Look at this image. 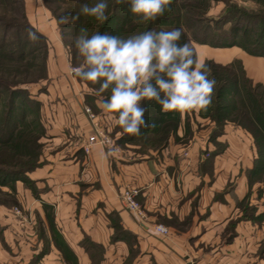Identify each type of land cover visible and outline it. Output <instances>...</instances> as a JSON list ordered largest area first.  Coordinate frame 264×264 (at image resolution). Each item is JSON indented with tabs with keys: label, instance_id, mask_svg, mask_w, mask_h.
I'll use <instances>...</instances> for the list:
<instances>
[{
	"label": "crops",
	"instance_id": "1",
	"mask_svg": "<svg viewBox=\"0 0 264 264\" xmlns=\"http://www.w3.org/2000/svg\"><path fill=\"white\" fill-rule=\"evenodd\" d=\"M23 2L29 25L50 47L49 83L33 94L44 152L26 182L1 188L14 194L22 217L0 206V264H264V168L250 135L232 125L214 135V123L191 111L180 113L160 150L142 155L114 143V156L99 146L85 154L86 91L70 73L54 25L44 21L42 1ZM194 49L203 62H240L246 78L264 85V58L236 47ZM94 114L112 134L115 126ZM128 186L138 189L143 223L120 204Z\"/></svg>",
	"mask_w": 264,
	"mask_h": 264
},
{
	"label": "trees",
	"instance_id": "2",
	"mask_svg": "<svg viewBox=\"0 0 264 264\" xmlns=\"http://www.w3.org/2000/svg\"><path fill=\"white\" fill-rule=\"evenodd\" d=\"M97 2L42 0L58 27L61 16L76 15L82 4L94 6ZM106 2L107 21L101 22L93 16L81 14L75 23L64 25L63 29L59 27L63 46L69 49L71 46L72 49L69 50L72 67L77 66L79 61L73 42L69 45L64 39V29L73 38L79 35L81 28L87 30L89 38L96 32L128 38L150 29L170 31L182 28L180 43L191 42L192 46L212 49L236 47L250 56L264 58V0H254L255 8L230 0H173L170 12L166 11L155 21L146 22L133 15L127 3ZM213 2L224 4L216 18L209 16ZM29 30L34 31L27 21L23 0H0V194L4 197L10 194L3 193L1 188L13 190L17 181L26 182L25 175L40 166L39 142L44 135L39 121L40 106L25 87L44 79L48 47L38 34V41H30ZM204 63L211 69L209 79L214 78L216 84L212 104L206 110H200L199 115L214 123V135L222 134L226 125L248 133L260 160L259 168H264V85L254 84L246 78L238 61L225 66L212 61ZM108 95L110 92L104 93V96ZM143 103L148 108L145 118L155 123L154 128H142L140 136L124 134L119 126L114 128V132L120 134L119 139L114 140L115 144L120 147L126 144L137 146L142 155L149 150L163 148L180 124L179 112L162 113L155 101ZM9 201L15 203L14 197ZM3 202L5 207L10 206L7 205L8 200Z\"/></svg>",
	"mask_w": 264,
	"mask_h": 264
},
{
	"label": "clouds",
	"instance_id": "3",
	"mask_svg": "<svg viewBox=\"0 0 264 264\" xmlns=\"http://www.w3.org/2000/svg\"><path fill=\"white\" fill-rule=\"evenodd\" d=\"M127 3L130 12L141 21H155L171 11L173 0H115ZM106 0L94 6H80L76 15L61 16L59 24L75 23L81 14L108 20ZM28 39L38 41L35 31L29 30ZM182 28L170 31L150 29L146 32L121 38L109 33H94L80 29L73 38L79 64L70 67V73L80 80L98 85L91 94L98 97L97 107L113 126L124 134L140 136L141 129H151L145 115V101H155L162 113L206 110L214 96L215 79H209L211 69L197 56L191 42L180 43ZM110 95L104 96V93ZM118 147L109 148L107 155L114 156Z\"/></svg>",
	"mask_w": 264,
	"mask_h": 264
},
{
	"label": "rangeland",
	"instance_id": "4",
	"mask_svg": "<svg viewBox=\"0 0 264 264\" xmlns=\"http://www.w3.org/2000/svg\"><path fill=\"white\" fill-rule=\"evenodd\" d=\"M42 0H39V2H41ZM231 2H234V3H237L238 5H241V6H244V7H247V8H255V3H254V0H230ZM223 8H224V4L222 3V2H213L212 4H211V8H210V11H209V16L210 17H213V18H216V17H218L220 14H221V12H222V10H223ZM30 17H31V22H35V20H36V16L34 17L33 15H30ZM47 19H49V21H50V23H52L53 25H54V28H55V31H56V33H58V36L60 37V31H59V27L61 28V29H63V27H64V25L63 24H59V27H58V24H57V21L54 19V18H52L51 17V15H50V13L48 12H46L45 11V17H44V21H46ZM30 20V19H29ZM63 31V30H62ZM64 31H65V41L69 44V43H72L73 42V37H72V35L71 36H69L70 35V32L69 31H67L66 29H64ZM44 39V38H43ZM45 40V39H44ZM45 42H46V44H47V47H48V54H47V58L45 59V61H46V63H45V66H46V71H45V77H44V79H41V80H37V82H35V83H32V84H29V85H27L26 87H25V90L32 96V98L34 99V97H33V94H35V93H37V91L38 90H40V91H42L43 89H44V87H46L47 86V84L49 83V80H48V78H47V60H48V56L50 55V47H49V44H48V42L45 40ZM69 45H72V44H69ZM195 46H197V45H195V44H193V47L195 48ZM64 47V46H63ZM70 49H71V46H70ZM69 48H65L64 47V50L66 51V53H67V56H68V60H69V65H70V57H69V50H70ZM72 50V49H71ZM38 62H41V61H38ZM70 67H72L71 65H70ZM37 72V71H36ZM38 74V73H37ZM36 74V75H37ZM74 76V75H73ZM75 77V76H74ZM75 79H76V81L79 83V84H81L83 87H84V89H85V91H86V97H84L85 99V102L87 103V105L88 106H84L83 107V111L85 110V108H87V109H89L93 114L94 113H97V114H99V113H102V111H101V109H99V108H95L96 109V112L95 111H93V100H96V99H98V97H96L95 95H93V94H91V89H94V88H97L98 87V85H93V84H91L90 82H85V81H82V80H79L77 77H75ZM81 81V82H80ZM83 82V83H82ZM40 106V105H39ZM39 109H40V107H39ZM98 111V112H97ZM100 115V114H99ZM39 116H40V112H39ZM40 119V118H39ZM40 121V120H39ZM102 123H103V125H104V118H102L101 120H100ZM112 134H114V132H112ZM112 137L114 138V135H112ZM43 138V137H42ZM42 138L40 139V142L42 141ZM39 142V143H40ZM114 143V142H113ZM132 145V144H131ZM132 147V146H131ZM43 148H44V145L43 144H41L40 143V150H39V153H40V156L42 155V153L44 152L43 151ZM139 147H135L134 149H138ZM39 164L41 165L42 163L40 162V160H39ZM128 187H131V186H128ZM13 197H14V194H10V196H8V197H4V195L3 194H0V206H4V202L3 201H6L7 202V200H8V202L9 203H11V204H9V203H7V205H10L9 206V208H10V211H13V213H14V211H19L20 213H21V211L20 210H22L21 209V207H20V205L19 204H17V202L15 201V198H14V202L15 203H12V201H9V200H11V199H13ZM2 204V205H1ZM15 214V213H14ZM16 217H17V215H16ZM158 226V225H157ZM17 228V227H16ZM0 229H1V232H0V240L2 241V238H3V229L0 227ZM17 229H19L20 230V228H17Z\"/></svg>",
	"mask_w": 264,
	"mask_h": 264
},
{
	"label": "built area",
	"instance_id": "5",
	"mask_svg": "<svg viewBox=\"0 0 264 264\" xmlns=\"http://www.w3.org/2000/svg\"><path fill=\"white\" fill-rule=\"evenodd\" d=\"M84 112L87 115L88 121L90 123L91 135L87 138L86 143L82 147L83 152L85 154H89L92 146H99L104 150L114 147V140L111 136V133L105 126V123L103 125V123L100 121L102 118H99L87 108H85ZM137 196L138 189L126 187L119 195V200L124 210L133 215L140 223H143L146 216L142 207L137 202ZM14 213V215H17V217H22L18 210L14 211ZM154 231L163 237H166L169 233L166 228L159 225L154 227Z\"/></svg>",
	"mask_w": 264,
	"mask_h": 264
}]
</instances>
